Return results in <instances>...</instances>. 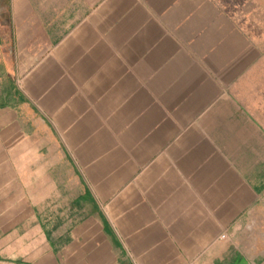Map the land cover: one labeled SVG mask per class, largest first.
Returning <instances> with one entry per match:
<instances>
[{"label":"crops","instance_id":"1","mask_svg":"<svg viewBox=\"0 0 264 264\" xmlns=\"http://www.w3.org/2000/svg\"><path fill=\"white\" fill-rule=\"evenodd\" d=\"M263 0H0V264H264Z\"/></svg>","mask_w":264,"mask_h":264},{"label":"rangeland","instance_id":"2","mask_svg":"<svg viewBox=\"0 0 264 264\" xmlns=\"http://www.w3.org/2000/svg\"><path fill=\"white\" fill-rule=\"evenodd\" d=\"M251 13V21L257 20V21H261L260 24H252V28L259 33L264 32V0H263V9L258 10V9H254L252 8L250 10Z\"/></svg>","mask_w":264,"mask_h":264}]
</instances>
